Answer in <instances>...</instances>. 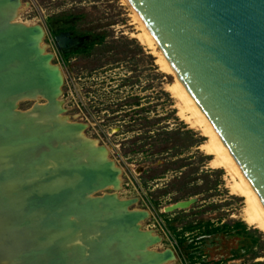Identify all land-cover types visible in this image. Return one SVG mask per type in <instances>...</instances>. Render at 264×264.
<instances>
[{
	"label": "rangeland",
	"instance_id": "374dc122",
	"mask_svg": "<svg viewBox=\"0 0 264 264\" xmlns=\"http://www.w3.org/2000/svg\"><path fill=\"white\" fill-rule=\"evenodd\" d=\"M18 5L12 21L42 27L39 43L43 49L38 50L49 54V61L58 67L62 81L56 96L57 105L55 101L48 104L49 100L44 97V90L51 85H29L31 87L22 90L24 97L18 96V92L8 98L0 96V113H6L7 109L11 112L8 119L0 121V145L4 144L3 147L10 150L14 146L10 155L12 165L1 169L0 174L7 178L22 173L24 179L20 180L33 192L38 185L30 181L34 172L24 169L27 165L23 157L34 140L31 131L22 128H28L30 123H52L41 128L39 134L43 138L37 143H48L68 132L81 130L85 137L103 146L111 165L118 167V170L110 171L116 172L113 182L100 181L104 185L89 193L91 200L114 193L111 199L116 201L103 205L89 203L90 209L114 205L111 208L118 212L124 209L122 213L136 215L130 226L138 234L132 235L129 243L143 238V245L134 248L124 237L113 238L106 245L108 258L122 252L128 257L143 255L140 258L144 261H162V264H264V231L244 221V197L231 192L229 175L224 168L210 164L213 155L202 147L207 140L205 134L189 126L180 116L176 98L170 90L176 75L164 70L158 62V54L136 36L140 27L131 5L126 0H19ZM69 24L72 25L70 34L79 44L62 49L55 41V34ZM85 44H88L86 49L74 51L78 45ZM27 74L35 80L40 78L35 69ZM26 91L34 96H29ZM58 117L65 122L64 126L53 124ZM21 132H28V135ZM66 140L68 143L63 146L68 150L75 149V144ZM20 144L27 146H17ZM46 175L41 178L49 176ZM193 195L198 199L188 207L162 210L164 204ZM85 196L82 194L80 198ZM122 200H126V205ZM72 204L65 209L72 210L68 219L77 224L83 219L73 216L85 207L77 205L75 209ZM107 211L109 213L111 209ZM140 214L142 216L137 219ZM113 220H110L113 224L110 229L115 230V225L121 221ZM234 220L244 222L246 228L258 236L257 243L252 246L256 256L252 251L240 248V255L232 257L233 249L241 242L238 235L205 234L203 231L206 226ZM82 224L100 235L99 242L107 236L102 235L99 227L86 222ZM48 230L56 236L58 229L51 226ZM72 231L70 240L79 230L73 228ZM180 238L184 240L180 241ZM68 239L65 244L58 243L59 247L66 245ZM190 242L195 246H188ZM125 248H131V251ZM158 252H167L169 256L157 260ZM85 255L86 251L73 253L66 263L92 264L91 258L79 261Z\"/></svg>",
	"mask_w": 264,
	"mask_h": 264
},
{
	"label": "water",
	"instance_id": "95a60500",
	"mask_svg": "<svg viewBox=\"0 0 264 264\" xmlns=\"http://www.w3.org/2000/svg\"><path fill=\"white\" fill-rule=\"evenodd\" d=\"M129 1L141 14L162 52L173 66L176 76L204 110L264 202V0ZM0 2L9 6L8 13L14 16L19 0ZM12 22L11 25L5 26L6 32L0 29V35L8 33L13 36L9 46L18 45L19 40L24 43L32 38L36 42L40 41L43 33L40 25ZM29 27L35 29L36 37L32 35L35 32L33 30L27 35L21 31ZM22 33L24 36L19 37ZM55 41L62 49L79 43L68 30L56 33ZM43 55L42 59H50L48 53L45 52ZM33 60L32 68L43 71V65ZM52 66L55 79L51 86L47 87V92L44 90L46 93L44 97L49 100L48 104L55 101L57 105L56 96L62 78L58 67L55 64ZM6 69L8 67L1 71H7ZM8 74L12 78L11 73ZM26 75L25 72L16 79ZM106 161L108 165L113 164L110 159ZM116 168L118 170V167ZM116 184L118 185L117 182ZM113 196L114 193L102 198L96 197L94 203L103 205L114 202L116 200L111 199ZM197 199L195 195L176 199L164 204L162 210L185 208ZM125 201L122 200V203L126 205ZM78 204L80 206L76 201L72 205L77 209ZM106 209H111L109 213L113 216V221H119L120 219L116 218L125 211ZM4 218L1 223H6V228L15 227L14 224L9 225L10 219ZM61 218L68 221L69 215ZM55 219L56 217L52 215L51 220ZM49 225H58V221ZM72 226L75 231H82L75 221ZM119 229L117 228L112 235L106 234L103 243L112 241L115 237H124L131 246L129 239L132 235L136 237L138 231L124 228L119 232ZM7 231L8 229H4L0 232V264H65L70 255L72 257L73 253L80 251L84 253L86 251L88 258H96L95 253H91V250H94L91 242L82 238L80 240L83 243L78 241L79 239L72 243L69 239L66 245L53 252L47 251L44 258H38L32 251L18 252L10 247L11 236ZM126 251H131V248ZM158 254L157 260L169 256L167 252Z\"/></svg>",
	"mask_w": 264,
	"mask_h": 264
},
{
	"label": "bare ground",
	"instance_id": "6f19581e",
	"mask_svg": "<svg viewBox=\"0 0 264 264\" xmlns=\"http://www.w3.org/2000/svg\"><path fill=\"white\" fill-rule=\"evenodd\" d=\"M126 1L131 5L134 12V19L140 27V31L136 34L138 39L150 47L154 53L158 54V62L164 70L175 73L173 66L162 52L141 14L132 6L129 0ZM8 12L9 6H5V4L0 2V29L3 31H5V26L12 24V20L15 17L13 15L11 16V13L9 14ZM16 25L20 26V24ZM30 30L35 31V29L31 27L21 31L27 35L31 33ZM23 33L19 35V37L24 36ZM32 35L36 37V31L33 32ZM11 39H13V36L8 35V33L0 35V96L7 97L8 95H13L18 92V96L24 97L22 93L25 92L22 90L29 85H51L55 79L52 73L53 66L48 59H42L44 53L40 52L41 49H43L39 43L40 41L36 42L32 38L29 39L30 41L24 43L19 40L22 38H18V45L9 46L11 43L9 41H11ZM34 55L36 56L33 57ZM33 59L40 62L44 67V70L41 72L37 70L40 76L39 79L41 80L38 78L35 80V78L28 74V77L25 76L24 78L16 79V77L22 76L23 73H28L33 69L31 66L34 61ZM6 67H8V69H6L7 71H1ZM9 72L12 78L9 77ZM170 90L176 98L179 114L182 119H184L189 126L198 128L207 137L202 147L207 153L213 155L210 164L212 166L224 168L229 175H227V180L231 192L244 197V207L242 210L244 221L264 231V202L261 200L249 179L245 176L239 163L234 158V155L230 152L228 146L206 116L204 110L199 106L194 96L177 76L172 85H170ZM29 91H26L28 95L34 96V93H29ZM8 92L11 93L7 94ZM50 108H54V106ZM10 113L8 109L6 113H0V121L8 119ZM53 122V124L57 126H64L65 124L59 117L54 119ZM30 124L28 128L23 127L22 129L31 131L34 142H31L33 143L32 147H27L28 152L26 156L23 157V161L26 162V164H24L27 165L24 169H30L32 173L34 172L30 181L32 183L34 182L36 186L38 185L36 190L34 189L33 192H31V190L27 188L28 185H26V187L23 185L20 180L24 179L22 173L15 177L9 175L10 177L8 176L7 178H5L4 174H0V213L2 215V217H0V228L2 227L0 232L4 229H8L7 234L9 233V236H11L10 247L18 252L32 251L38 258H44L47 251L53 252L60 248L58 243L65 244V241L70 237V233L73 232V228L70 227L72 225L70 221L71 218L65 221L61 216H66L67 214L70 216L72 210L65 208H68L67 205H71L73 201H77L81 203L80 205H82V207H85L80 214L73 216V218L75 217L76 219H79L77 217L79 216L81 218L79 220L83 219L82 222H77L79 227L82 226V231L76 232L75 236L69 242L73 243L75 239L80 240L81 238L88 240L87 242H91L93 245L92 248L94 249L91 250V253L94 252L96 256V258H92V264H97L98 262H100V264H162V261H144L143 258H140L143 255L138 257L139 254H134L133 257H128L122 252L119 254L115 253V255L108 258L105 254L106 245L108 243H103L104 241L99 242L100 235L97 236L90 231L87 224H85V226L82 224L86 222L95 227H99L102 231V235H106L108 232H116L117 230L110 229L111 226H113V224H110V220L113 219V216L108 214L105 207L101 208L98 206L96 209H90L89 207V203H94L89 193L99 188L102 181H104V183L113 182L116 175V172L113 173L110 171L117 168L111 165V163H109V165L106 163V160L109 159L106 155V149L98 146L96 141L85 137L81 130L68 132L62 137L59 136L56 139H51L48 143H37L41 140L40 138H43L42 134H39L42 131L41 128H45L52 123L47 121V123L41 125L39 123L34 125ZM21 134L27 136L28 132H21ZM65 138L75 144V149L68 150L65 148L66 146H63L64 143H68ZM24 139H26V137ZM3 146L4 144L0 145V170L12 165L10 155L14 146H12L13 149L11 150L5 149ZM17 146L24 148L27 145L20 144ZM77 146L81 148L78 149ZM24 169L22 170L24 171ZM45 174L49 176L46 177V175V178H41V176ZM64 179L67 180L63 181ZM28 191L29 194L26 195ZM82 194H86V196L80 198ZM92 206H94V204ZM113 206L114 205H110V208ZM52 215L56 217L55 220H51ZM141 216L140 214L137 219ZM4 217L10 219L9 225L14 224L15 227L11 226V228H9L8 226L6 228V223H1V220L5 219ZM117 218L120 219L118 222L121 221L118 223V226L115 225L117 228H120L119 232L123 231L121 228L133 230V226L130 225L135 222L134 219L136 215L130 212H124ZM56 221H58V225H52V227L58 229L56 236H54L52 232L48 230V227H51L49 225L50 223ZM142 240L143 238L134 239L132 244L130 243L131 247H141L143 245ZM86 259L89 258L85 256L79 259V261H85Z\"/></svg>",
	"mask_w": 264,
	"mask_h": 264
},
{
	"label": "trees",
	"instance_id": "16d2710c",
	"mask_svg": "<svg viewBox=\"0 0 264 264\" xmlns=\"http://www.w3.org/2000/svg\"><path fill=\"white\" fill-rule=\"evenodd\" d=\"M72 25H65L63 28H71ZM104 35H101L103 37ZM88 45V44H87ZM86 46H81L79 47L80 49H86ZM186 227H191L190 225H187ZM205 234H210V233H215V232H223L225 234L229 235H238L240 236V244L237 246L238 248H234L232 252V257H237L240 255V248H243L244 251H252L253 255L256 256L252 246L257 243L258 241V236L254 234V232L248 228H246V224L240 220H234L232 222H222L216 226L209 227L206 226L203 229ZM244 238H247L248 240L244 241ZM180 241H183L184 238H180ZM188 246H195L193 245L192 242L188 243ZM193 255L190 254V257Z\"/></svg>",
	"mask_w": 264,
	"mask_h": 264
},
{
	"label": "flooded vegetation",
	"instance_id": "af4514ba",
	"mask_svg": "<svg viewBox=\"0 0 264 264\" xmlns=\"http://www.w3.org/2000/svg\"><path fill=\"white\" fill-rule=\"evenodd\" d=\"M69 29L70 28H61V29H59V31H61V30H68L69 31ZM71 35V34H70ZM72 36V35H71ZM79 44V43H78ZM87 44H85V45H78L77 47H75V49H74V51H77V50H82V49H80L79 47H83V46H86Z\"/></svg>",
	"mask_w": 264,
	"mask_h": 264
}]
</instances>
